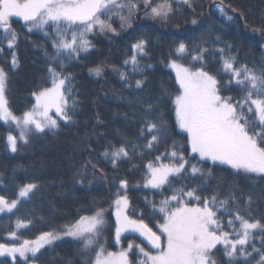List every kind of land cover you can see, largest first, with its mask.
Segmentation results:
<instances>
[{
    "label": "trees",
    "instance_id": "obj_1",
    "mask_svg": "<svg viewBox=\"0 0 264 264\" xmlns=\"http://www.w3.org/2000/svg\"><path fill=\"white\" fill-rule=\"evenodd\" d=\"M119 2L127 3L128 0ZM139 2L140 11L130 18V27H121L124 22L118 15H113L108 22L118 34L94 30L87 36L94 47L87 53L81 52L79 58L64 61L63 73L70 76L72 83L68 110L73 114L74 123L62 121L55 129L36 133L26 144L19 145L17 152L12 153L7 146L8 128L0 122V196L11 201L17 198L24 185H37L13 212L0 215V243L16 245L23 240H35L45 232L58 231L79 221L82 216H91L103 209L106 211L105 224L101 228L103 247L105 252L117 251L113 213L115 194L121 179L128 181L127 215L132 219H142L153 230L163 223L159 206L165 199L169 200L170 206H174L177 201L171 200V196L180 194V189L184 192L194 191L200 196L199 201L183 196L182 203L189 207H202L205 199L211 201L213 195L219 201L227 198L230 192L234 193L237 198L235 203L229 201L225 207L219 203L215 206L219 209L217 216L228 231L231 229L227 228V221L232 219L229 213L236 207L246 217L264 223V200H259L257 195L264 184H254L229 166L214 165L191 154L187 134L176 125L171 99L179 85L168 67L173 59L194 70L204 66L223 85L227 74L219 71L221 53L218 51L223 48L226 55L235 57L236 66L247 64L249 68L253 65L258 68L264 62V32H254L253 28H264V0H191L193 7L183 4L182 0H171L172 11L166 20L145 15L142 0ZM152 2L157 4L162 0ZM123 11L126 13L127 9ZM228 16L233 19L228 20ZM193 19L195 24L192 23ZM22 24L20 21L12 25L19 34L14 49H9L0 36V47L3 48L0 68L8 77L5 95L10 110L17 116L34 107V91L52 87L47 68L54 61L52 54L56 51L52 43L54 29L45 35L40 30L28 32ZM65 37L70 38V30ZM140 37L148 40L146 56L132 47ZM179 43L187 47L183 54L177 52ZM202 48L208 49L203 53L204 60L192 59L200 54ZM13 52L19 67L12 66ZM133 55L138 60L137 71L132 70L130 63L125 64ZM98 66H102L100 76L90 72V69ZM57 70H60L58 65ZM120 73H125L127 79H122ZM136 80H144L145 87L137 89ZM164 89L169 95L160 100L158 111L147 112L142 102L155 103ZM225 91L222 86V94ZM226 94L234 98L241 95L235 89ZM73 99L76 102L74 108ZM161 116L166 121L167 132L152 148H147L145 145L150 141L151 133L145 131L141 135L140 130L144 128L145 120H155ZM173 144L189 164L185 165L179 176L169 177L171 187L168 184L160 189L142 187L148 177L147 164L156 163L157 157L163 164L179 163L170 155ZM121 145L127 146L129 157L119 160L113 167L111 160L106 159L103 153ZM192 164L201 168L204 176L193 175L190 170ZM208 171H211L210 177ZM80 180H83V184ZM249 194L253 196L250 211L245 203ZM152 204L156 206L155 212ZM209 206L212 207L211 204ZM18 222L27 223L28 226L18 233V240L10 241L9 233L15 231ZM234 223L238 224V221ZM254 235L256 239L250 243L254 242L260 247L261 239L257 233ZM129 242L143 243L137 236L128 235L123 238V248ZM222 248L217 247L220 250L216 257L218 264H226L228 260ZM93 258L94 253L91 250L86 253L80 241L65 240L39 251L24 262L12 261L8 257H0V262L92 264ZM138 260L134 249L131 264H139Z\"/></svg>",
    "mask_w": 264,
    "mask_h": 264
},
{
    "label": "snow or ice",
    "instance_id": "obj_2",
    "mask_svg": "<svg viewBox=\"0 0 264 264\" xmlns=\"http://www.w3.org/2000/svg\"><path fill=\"white\" fill-rule=\"evenodd\" d=\"M182 3L193 7L191 0H182ZM142 4L145 15L154 18L166 20L172 11L171 0H162L157 4H153L152 0H142ZM125 9L126 13L123 11ZM139 11V0L136 2L128 0L127 3L119 0H0V36L6 41L9 49H14L17 45L19 34L12 25L20 21L28 32L40 30L48 35L49 30L54 29L52 43L56 49L52 54L55 59L47 68L52 87L34 91L32 95L35 97V105L21 117H17L8 106L5 95L8 77L4 69L0 68V121L15 123L21 129L20 139L25 143L28 142L25 135L31 130V126L38 132L58 127L57 120L49 115L53 108L66 123H74L73 114L68 110V95L71 94L72 83L70 76L63 73L64 61L79 58L81 52L87 53L94 47L87 38L94 30L118 34L108 22L113 15H118L124 22L121 27L125 25L130 27V18ZM13 18L17 19L14 21ZM227 19L233 18L228 16ZM192 23L195 24L196 21L193 19ZM69 30L70 38H65V33ZM253 31L264 32V28H253ZM147 45L148 40L140 37L132 47L139 54L146 56ZM227 47L230 48L231 45ZM186 51V45L179 43L177 52L183 54ZM207 51V48H202L200 54L192 59L203 61V53ZM218 51L221 53L219 71L227 74L223 85L222 81L205 70L204 66L192 70L176 59L171 60L168 65L175 71V79L179 85L177 93L171 99L176 125L187 134L186 139L194 157L210 161L214 165H228L237 174H243L252 180L254 184H264V62L258 68L255 65L249 68L247 64L236 66L235 57L226 55L223 48ZM0 52H3L2 47ZM45 55L48 53L45 52ZM11 63L14 68L19 67L15 52L12 54ZM129 63L133 66L132 70L137 71L138 60L135 55L125 61V64ZM57 65L60 70H57ZM90 72L100 76L102 66L90 69ZM120 75L122 79H127L125 73ZM222 86L226 90L224 94ZM129 87L132 85L129 84ZM135 87L143 89L145 81L136 80ZM233 89L241 93L238 98L226 94ZM167 95L169 93L164 89L162 96L158 97L155 103L142 102L143 106L149 113L158 111L160 100ZM75 103L73 99V108ZM140 131L141 135L145 131L151 133V139L145 146L152 148L167 132L166 121L162 116L155 120H145L144 128ZM7 139L10 150L13 153L17 152V137L9 135ZM132 148L135 150V145ZM175 149L176 145L173 144L170 155L179 163H161L158 166H154L153 163L147 164L149 172L144 187L160 189L165 184L172 186L169 176H179L185 165L189 164L183 153L178 154ZM103 155L110 159L115 167L119 160L129 157V151L126 145H121L111 152L106 150ZM156 159L159 160L160 157ZM190 170L193 175L205 174L195 164L190 165ZM207 175L210 177L211 171H208ZM79 182L83 184V180ZM118 183L119 188L114 199L116 242L119 243L124 232H138L152 248L156 249L153 254L136 245L144 257L140 264H218L216 257L217 251L220 250H217V245L223 246V255L228 258L226 264H264V223L246 217L239 207H236L229 213L232 219L227 221V228L231 229L228 231L224 222L217 216L219 209L215 208L216 204L225 207L229 201L235 203L237 198L234 193L230 192L227 198L219 201L216 195H213L211 201L205 199L202 207H189L182 203V197L187 196L199 201L200 196L194 191L184 192L180 189V194L174 193L171 196V200L177 201L174 206H170L167 199L159 206L158 211L163 214V223L159 225L160 234H157L142 219H132L126 214L129 207L128 181L121 179ZM36 188L37 185L34 183L24 185L19 191V197H28ZM257 195L259 200H264V187L260 188ZM18 203L17 199L9 201L0 196V212H11ZM245 203L250 211L253 204L251 194L245 198ZM152 210L153 212L157 210L155 204H152ZM140 215L142 216L143 212ZM234 221H238V224ZM104 223L103 209H100L95 215L82 216L74 225L66 226L63 235L79 239L86 253L91 250L94 253L93 264H131L128 256L133 247L131 243L128 244L127 250L121 248L119 252H105L102 246L98 244L94 246ZM21 226L26 225L18 222V227ZM254 233L261 239L260 247L254 242L250 243L256 239ZM9 236L13 240L19 239L15 231L10 232ZM61 238L60 234L45 232L36 240H23L19 246L0 243V257L11 256L15 260L18 254L27 260L28 253L35 256L45 245Z\"/></svg>",
    "mask_w": 264,
    "mask_h": 264
},
{
    "label": "rangeland",
    "instance_id": "obj_3",
    "mask_svg": "<svg viewBox=\"0 0 264 264\" xmlns=\"http://www.w3.org/2000/svg\"><path fill=\"white\" fill-rule=\"evenodd\" d=\"M13 19H17V18H13ZM65 36H66V33H65ZM65 38H66V37H65ZM262 47H263V50H264V44L262 45ZM169 64H170V63H169ZM168 67H169V66H168ZM185 67H186V66H185ZM169 68H170V67H169ZM188 68H189V67H188ZM170 69H171V68H170ZM190 69H192V68H190ZM171 70H172V72H173L174 75H175V71H174L173 69H171ZM192 70H194V69H192ZM34 99H35V97H34ZM22 115H23V114L18 115V116L16 115V116H17V117H21ZM49 115H50L53 119H56V120H57V124H58V125H59L60 122L64 121V120H62V119L60 118V116L56 113V111H55L54 108L50 110ZM0 122H2V123H3L4 125H6V127L8 128L7 137H8L9 135H12V136L17 137V149H18L19 145L26 144V143L24 142V140L20 139V132H21V129H20L19 127H17L15 123H13V122H11V121H9L8 123H5V122H3V121H0ZM46 129H48V128H46ZM46 129H45V130H46ZM179 130H180V129H179ZM180 131H181V130H180ZM36 133H40V132L36 131L35 128H34V126H31V130L28 131V132L26 133L25 138L27 139V141H29L30 137H31L32 135L36 134ZM7 146H8L9 151L12 152V151L10 150V147H9V144H8V139H7ZM12 153H13V152H12ZM192 155H193V154H192ZM208 162H210V161H208ZM159 164H161V160H158L156 163H153L154 166H158ZM219 165H220V164H219ZM224 166H228V165H224ZM229 167H230V166H229ZM147 172H149L148 168H147ZM169 177H171V176H169ZM147 178H148V177H147ZM146 182H147V179L145 180V182H144V184L142 185V187H144V185H145ZM144 188L153 189V188H150V187H144ZM29 194H30V193H29ZM26 198H27V197H24V198L19 197V193H18V196H17L16 199H17V200L19 201V203H20L22 200H24V199H26ZM19 203H18V204H19ZM18 204H17V206H18ZM14 210H15V209H13L11 212H13ZM115 211H116V208H115V204H114V213H113V214H114L115 221H116ZM11 212H7V211H5V212H0V215H2V214H8V213H11ZM95 214H96V213H95ZM95 214H94V215H95ZM126 214H127V210H126ZM105 215H106V211L103 210L104 220H105ZM91 216H93V215H91ZM77 222H78V221H77ZM77 222H75V223H77ZM22 223H23V225H26V226L18 227V223L16 224L15 232H16L17 236H18V233H19L21 230L25 229V228L28 226L27 223H24V222H22ZM75 223L70 224V225H67V226H72V225H74ZM104 224H105V223H104ZM103 226H104V225H103ZM103 226H102V227H103ZM102 227H101V228H102ZM116 227H117V223H116ZM152 230H153V229H152ZM65 231H66V226L63 227V228H61V229L58 230V231H54V232H53L54 234H60V235L62 236V238H61V239H57V240H55L52 244L45 245L43 248L40 249V251L43 250V249H45V248H51V247L54 246L55 244H57V243H59V242H61V241H65V240H72V241H77V242L80 241L79 239H73L72 237L64 236L63 233H64ZM153 231L156 232L157 234H160L159 226L157 227V229H155V230H153ZM128 235L137 236L138 238H140V239L143 241V243L136 242L135 244H134V242H129V243H131V244L133 245L132 250L136 249V252H137V254H138V256H139V260H138L139 264H140V262H141L142 260H144V257H143V254L139 252V249L136 247V245H139L140 247H143V248L145 249V251H149V252L155 254L156 249L152 248L151 244H150V243H149V242H148L143 236H141L138 232H131V231H127V232L122 233V235H121V237H120V241H119V243L116 242L115 237H114V242H115V244H116L117 247H118L117 251H115V252H119L120 249L123 248V246H122V244H123V238H124L125 236H128ZM8 239H9L10 241H14V242H15V240L11 239L10 236H8ZM37 239H38V238H37ZM35 240H36V239H35ZM162 240H163V237H162ZM80 242H81V241H80ZM21 243H22V242H20L19 244H16L15 246H19ZM129 243H128V244H129ZM96 244H98V245H100V246H102V247L104 246L103 239H102V234H101V229H100V234H99V236L97 237L96 241L94 242V246H95ZM128 244H127V247H128ZM9 246H13V245H9ZM82 246H83V245H82ZM219 246L223 247L222 245H217V247H219ZM127 247H126V248H123V249L127 250ZM103 248H104V247H103ZM132 250L128 253L129 260L131 259V252H132ZM37 253H38V252H37ZM37 253H36V254H37ZM36 254H35V255H36ZM31 256L33 257V255H32L31 253H28V254H27V258H29V257H31ZM4 257H8V258H10L12 261H18V260L23 261V262L26 261L24 258L20 257L18 254H17L15 260H13L11 256H4ZM93 260H94V258H93ZM26 264H35V263H34V262H28V263H26ZM92 264H93V262H92Z\"/></svg>",
    "mask_w": 264,
    "mask_h": 264
}]
</instances>
